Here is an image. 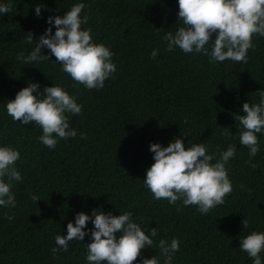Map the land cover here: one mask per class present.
<instances>
[{
  "label": "trees",
  "instance_id": "16d2710c",
  "mask_svg": "<svg viewBox=\"0 0 264 264\" xmlns=\"http://www.w3.org/2000/svg\"><path fill=\"white\" fill-rule=\"evenodd\" d=\"M3 2L11 11L0 15V144L19 149L16 166L22 181L12 187L16 206L0 208V264H87L88 236L71 241L67 252L51 249L76 212L101 206L115 215L132 211L138 222L158 227L152 248L141 250L148 258L159 255V239L176 237L180 250L173 264H252L239 248V238L264 231V134H257L260 150L250 158L240 144L235 118L243 114L244 102L258 103V90L264 89V36L253 35L246 63H211L202 53L166 50L165 33L181 24L177 0H83L81 15L89 19L82 27L91 28L94 40L111 48L117 64L114 78L102 89L89 90L64 73L54 56L33 65L16 59L35 47L49 15H63L79 0ZM29 32L34 34L31 43ZM154 48L159 50L155 58ZM30 78L40 82L41 90L62 85L83 106L80 114H69L77 136L60 139L54 149L38 140V125H21L6 112L7 100ZM223 127L233 135H223ZM180 135H186V147L188 141L206 142L213 153L236 145V155L226 165L233 191L207 214L179 200L175 205L155 200L143 183L154 162L150 142L167 146ZM31 194L40 200L33 201Z\"/></svg>",
  "mask_w": 264,
  "mask_h": 264
},
{
  "label": "clouds",
  "instance_id": "9594fccd",
  "mask_svg": "<svg viewBox=\"0 0 264 264\" xmlns=\"http://www.w3.org/2000/svg\"><path fill=\"white\" fill-rule=\"evenodd\" d=\"M177 21L181 24L175 31L165 33L167 51L179 48L184 53H202L211 63L232 60L247 62L248 50L254 47L253 35L264 36V0H177ZM41 5L35 13L41 15ZM85 8L83 0L74 3L63 15H49L48 27L35 40V47L25 55L16 57L24 65H33L54 56L61 70L73 81L85 88L102 89L105 81L114 78L117 64L112 59L115 53L104 43H97L88 23V15H81ZM11 11L8 3L0 0V15ZM53 27L55 31L53 32ZM28 40L34 41V34L28 33ZM214 34V35H213ZM42 49H48L44 54ZM158 49H153L155 58ZM259 102H244L243 114L239 120L240 144L249 150V157H255L260 150L259 134H264V89L258 90ZM77 97L70 94L62 85H45L41 90L39 81L29 79L27 86L18 90L14 99L7 100V114L21 125L35 123L42 129L38 140L54 149L60 139L67 140L77 136V129L71 127L70 116L82 112ZM223 135L233 134L225 128ZM84 137L85 133L80 132ZM174 137L164 146L160 142H150L149 151L153 153V163L146 169L144 185L155 200L167 199L175 205L181 201L184 206H197L201 214L223 205L226 195L233 191L232 180L226 165L236 155V145L229 144L226 149L209 152L206 142L188 141L184 137ZM19 149L0 144V208H14L16 195L12 191L15 182L22 181L21 172L16 166L20 159ZM248 163L257 165L249 159ZM243 188L244 186L241 185ZM35 202L37 194H31ZM7 219L13 216L5 213ZM91 222L92 227H88ZM244 227L248 221L243 219ZM87 264H173L180 250L179 238L158 241L159 255L151 258L143 256L141 250L154 244L158 227H149L134 219L132 211L113 214L103 207L93 208L91 212H76L74 220L67 223L66 234L55 236V254L67 252L71 241H84ZM239 248L245 251L252 264H264V231L253 230L239 238ZM140 257V259H137Z\"/></svg>",
  "mask_w": 264,
  "mask_h": 264
}]
</instances>
